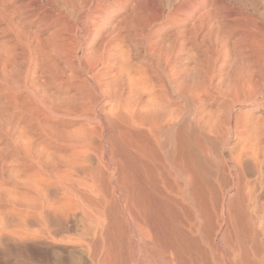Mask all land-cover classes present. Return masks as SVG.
I'll return each instance as SVG.
<instances>
[{"label": "bare ground", "instance_id": "obj_1", "mask_svg": "<svg viewBox=\"0 0 264 264\" xmlns=\"http://www.w3.org/2000/svg\"><path fill=\"white\" fill-rule=\"evenodd\" d=\"M0 264H264V0H0Z\"/></svg>", "mask_w": 264, "mask_h": 264}]
</instances>
